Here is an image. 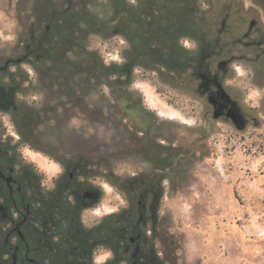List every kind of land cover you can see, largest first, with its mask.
<instances>
[{
  "label": "rangeland",
  "instance_id": "obj_1",
  "mask_svg": "<svg viewBox=\"0 0 264 264\" xmlns=\"http://www.w3.org/2000/svg\"><path fill=\"white\" fill-rule=\"evenodd\" d=\"M45 1L0 0V67L10 60L0 85L12 87L14 97L11 107H0V140L16 145L21 158L42 173L47 185H53L65 167H76L80 179L103 189L99 213L122 203L121 190L129 194L160 173L164 180L162 192L156 185L160 201L155 253L163 264H264V56L230 45L235 58L220 73L221 89L235 101L238 122L228 114L232 105L225 104L216 117L215 105L198 90L199 59L193 75L183 77L161 68L138 67L135 78L116 83L113 93L103 77L90 79L86 72L52 60L36 69V54L21 57L30 35L43 31ZM48 1L66 6V0ZM84 1L99 19L113 16L112 0ZM226 1L197 0L198 17L212 41ZM259 1L236 0L242 9L257 11L254 31H264ZM228 18L229 30L235 31L237 15ZM193 40L197 38L182 43L199 53ZM76 43L64 62H84L89 58L86 51L92 50L106 63H123L129 49L123 36L88 33L77 36ZM121 88L134 92L142 108L173 122L164 125L167 130L153 146L140 144L145 130L117 103ZM21 106L38 111L27 140L14 118Z\"/></svg>",
  "mask_w": 264,
  "mask_h": 264
},
{
  "label": "flooded vegetation",
  "instance_id": "obj_2",
  "mask_svg": "<svg viewBox=\"0 0 264 264\" xmlns=\"http://www.w3.org/2000/svg\"><path fill=\"white\" fill-rule=\"evenodd\" d=\"M263 1L259 2L264 7ZM226 2L215 40L205 36L210 31L193 40L199 47L198 90L209 97L222 92L220 73L235 58L230 45L264 56V31H254L257 11L242 9L236 0ZM231 13L237 15L235 31L227 26ZM9 64L10 60L0 67V76ZM225 98L226 107L235 105L228 93ZM13 104L12 87L0 85V107ZM6 144L0 140V264H163L155 253L160 199L153 182L129 194L121 190L122 203L99 213L104 191L80 179L76 167H65L53 185L42 177L39 185H32L30 171Z\"/></svg>",
  "mask_w": 264,
  "mask_h": 264
},
{
  "label": "trees",
  "instance_id": "obj_3",
  "mask_svg": "<svg viewBox=\"0 0 264 264\" xmlns=\"http://www.w3.org/2000/svg\"><path fill=\"white\" fill-rule=\"evenodd\" d=\"M112 2L113 16L109 20H102L87 9L84 0H66L64 8L46 0L43 3V31L30 35L26 44L27 52L21 57L36 54V69H41L47 65L48 60H52L62 67L71 66L77 73L86 72L90 79L103 77L113 93L116 91V83L126 84L135 78L134 70L138 67L161 68L178 77H183L186 73L193 75L199 53L184 46L182 40L201 38L206 32L203 19L198 17L200 10L197 0H137L136 4L128 0ZM81 23L85 26L81 27ZM88 33L100 34L106 38L123 36L129 42L125 62L106 63L98 52L92 50L86 51L89 58L84 62H64L68 52L77 44L76 37L86 36ZM19 60L21 58L16 59L17 62ZM122 76H126V79H121ZM24 80L25 77L22 81ZM116 99L130 113L135 125L145 130L140 138V144L144 147L153 146L160 132L167 130L164 125L173 124L172 121H162L150 110L142 108L141 100L134 92L128 93L121 88ZM37 113L34 109L21 106L14 114L18 131L26 140ZM143 114H148L149 117ZM6 145L14 159L24 163L30 171L34 178L31 184L39 185L41 174L36 167L21 158L16 145L9 142ZM153 180L162 192L164 177L155 173Z\"/></svg>",
  "mask_w": 264,
  "mask_h": 264
},
{
  "label": "water",
  "instance_id": "obj_4",
  "mask_svg": "<svg viewBox=\"0 0 264 264\" xmlns=\"http://www.w3.org/2000/svg\"><path fill=\"white\" fill-rule=\"evenodd\" d=\"M225 95H227V93L224 90H222L220 96L213 95L209 97L210 102L213 103L216 107V112H215L216 117L222 113V110L225 107V101H224L226 100ZM228 114L230 117L233 118L235 122H238V120L240 119V115L234 106L229 109Z\"/></svg>",
  "mask_w": 264,
  "mask_h": 264
}]
</instances>
